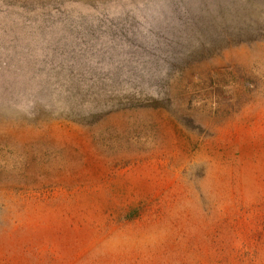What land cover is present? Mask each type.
Listing matches in <instances>:
<instances>
[{
  "label": "rangeland",
  "instance_id": "obj_1",
  "mask_svg": "<svg viewBox=\"0 0 264 264\" xmlns=\"http://www.w3.org/2000/svg\"><path fill=\"white\" fill-rule=\"evenodd\" d=\"M0 264H264V0L10 1Z\"/></svg>",
  "mask_w": 264,
  "mask_h": 264
},
{
  "label": "trees",
  "instance_id": "obj_2",
  "mask_svg": "<svg viewBox=\"0 0 264 264\" xmlns=\"http://www.w3.org/2000/svg\"><path fill=\"white\" fill-rule=\"evenodd\" d=\"M12 1V0H0V12L2 11V9L5 7H7L8 3ZM13 1H24V0H13ZM252 37V36H251ZM252 39H256V36H253ZM209 44V41H208Z\"/></svg>",
  "mask_w": 264,
  "mask_h": 264
}]
</instances>
